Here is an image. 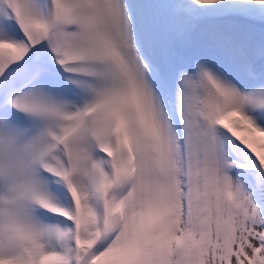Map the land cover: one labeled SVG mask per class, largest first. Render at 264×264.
Returning a JSON list of instances; mask_svg holds the SVG:
<instances>
[{
    "label": "snow or ice",
    "instance_id": "obj_1",
    "mask_svg": "<svg viewBox=\"0 0 264 264\" xmlns=\"http://www.w3.org/2000/svg\"><path fill=\"white\" fill-rule=\"evenodd\" d=\"M0 264H264V0H0Z\"/></svg>",
    "mask_w": 264,
    "mask_h": 264
}]
</instances>
